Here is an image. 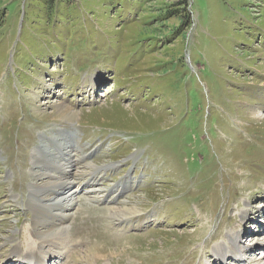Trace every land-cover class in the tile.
<instances>
[{"label": "rangeland", "instance_id": "obj_1", "mask_svg": "<svg viewBox=\"0 0 264 264\" xmlns=\"http://www.w3.org/2000/svg\"><path fill=\"white\" fill-rule=\"evenodd\" d=\"M80 1L0 0V264H264V0Z\"/></svg>", "mask_w": 264, "mask_h": 264}, {"label": "bare ground", "instance_id": "obj_2", "mask_svg": "<svg viewBox=\"0 0 264 264\" xmlns=\"http://www.w3.org/2000/svg\"><path fill=\"white\" fill-rule=\"evenodd\" d=\"M109 27V26H108ZM46 84V83H45ZM263 88V87H262ZM58 109V110H57ZM57 117L59 118H66V119H70L72 118L75 113L73 111H71L69 108H67L66 106L63 105H59L57 107ZM55 116V115H54ZM65 141V140H64ZM75 149V148H74ZM66 150V149H65ZM66 152V151H65ZM62 155V154H61ZM60 157V156H59ZM53 159V156H52ZM51 159V160H52ZM43 161V159H42ZM52 162V161H51ZM60 165V163L58 162H54ZM72 164V161H70L69 158L66 159V163H63V165H65V168H67L66 170L69 171L68 167L69 165ZM51 170V169H50ZM58 171V170H57ZM60 172V171H58ZM62 172V171H61ZM63 172H66L65 170H63ZM45 175H50V172L45 173ZM55 179V178H54ZM53 179V184L60 186L61 187V191L60 193H58L57 197L55 198H51V199H55L53 203L51 204H56L58 205L56 208L57 209H62L64 211H62L65 215H68L69 211L71 210L73 204L76 202V198H75V192L73 190L69 189V185L71 184V180L69 181L67 179V177H57L56 181H54ZM67 179V180H66ZM43 181V180H42ZM129 181V180H128ZM49 199V200H51ZM55 208V206H54ZM50 209V208H49ZM114 209V208H113ZM117 213H119L120 215L125 216L127 214H132V211H128L125 208H118L116 207L114 209ZM113 210V211H114ZM51 215H56L54 213H52ZM62 217H66V216H62ZM51 219V218H50ZM123 219V218H122ZM39 221V220H38ZM65 226V225H64ZM48 228V227H47ZM57 228V227H56ZM56 230H59V228H57ZM238 232H232L230 233V238L228 240L221 241V242H216L213 246V252L216 254L217 257H220L219 262H226L228 260V255L229 253L235 252L238 249L242 250L240 248V246L237 244V234ZM44 248L48 245L45 244H41ZM50 246V245H49ZM52 247V246H51ZM33 248V247H32ZM35 248V247H34ZM31 252H35V254L33 256H30L28 253L26 254V258L28 259V264H46L45 261L43 260L44 255L47 253L46 249L45 250H38V249H33L31 250ZM23 254V253H21ZM20 254V255H21ZM48 255V254H47ZM20 261L25 262V259L23 260L22 257H18ZM46 259V257H45ZM33 261V262H32Z\"/></svg>", "mask_w": 264, "mask_h": 264}, {"label": "trees", "instance_id": "obj_3", "mask_svg": "<svg viewBox=\"0 0 264 264\" xmlns=\"http://www.w3.org/2000/svg\"><path fill=\"white\" fill-rule=\"evenodd\" d=\"M26 1L38 3L43 9L42 13L44 20L47 23H51V24H54V22H60L62 20H69L70 22H73L74 21L73 15L79 14L80 13L79 7H81L80 0H26ZM110 7H112V5H110Z\"/></svg>", "mask_w": 264, "mask_h": 264}]
</instances>
